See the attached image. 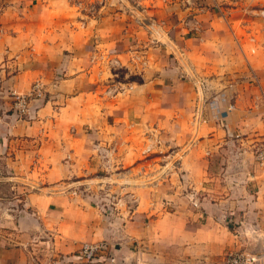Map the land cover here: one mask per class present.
<instances>
[{
  "label": "rangeland",
  "instance_id": "rangeland-1",
  "mask_svg": "<svg viewBox=\"0 0 264 264\" xmlns=\"http://www.w3.org/2000/svg\"><path fill=\"white\" fill-rule=\"evenodd\" d=\"M36 5L27 6L33 10ZM39 5L32 14L26 10L28 16L17 29H8L11 42L6 47L12 52L0 53V119H13L6 123H18L16 129L29 132L16 144L39 149L49 140L59 178L53 185L62 186L49 194L66 196L69 220L77 222L79 216V238L73 251L64 255L47 246L45 251L40 245L32 262L186 263L194 257L188 249L196 239L192 232L206 223L207 210H216V216L208 217L219 223L216 212L221 202L203 198L174 201L171 180L176 164L171 133L133 137L132 158L130 155L129 164L123 166L125 153L117 155L115 148L130 140L120 135L112 138L106 114L120 99H131L142 109L147 98L160 96V90L152 92L149 86L160 75L164 40L179 35L196 38L201 45L208 35L207 46L199 53L210 56L203 60L216 64V71L226 65L224 55L228 53L234 56L231 63H252L264 71V0H40ZM231 24L235 26L231 28ZM225 32L248 36L245 49L249 58L245 56L244 62L236 56V42L222 51L224 42L211 37ZM249 74L251 82L259 84V78ZM225 75L213 72L210 78L221 80ZM76 77L89 81L88 86L73 87L70 80ZM259 80L264 81V72ZM228 107L230 112L234 110L233 104ZM92 122L96 128L90 127ZM149 146L152 149L146 153ZM0 157L4 155L0 153ZM250 164L256 169L253 155ZM7 171L0 166L1 175ZM44 172L38 170L34 179L38 192L48 185L42 178ZM10 193L8 184L0 185L1 196L11 198ZM252 201L240 202L236 215H230L223 228L213 224L202 232L196 240L209 246L193 252L220 260L232 250H258L264 244V225L255 229L249 217L248 226L242 228L240 222L245 219L240 213L251 211ZM178 209L181 217L174 215ZM199 213L204 215L197 216ZM102 241L108 249L95 260L80 259L84 242Z\"/></svg>",
  "mask_w": 264,
  "mask_h": 264
},
{
  "label": "crops",
  "instance_id": "crops-1",
  "mask_svg": "<svg viewBox=\"0 0 264 264\" xmlns=\"http://www.w3.org/2000/svg\"><path fill=\"white\" fill-rule=\"evenodd\" d=\"M35 2L37 5L33 10L28 7ZM39 3L40 0H0V53L3 50L12 52L6 47L11 42L7 37L8 32L17 29L21 19H26L27 9L32 14L37 7L40 8ZM11 10L14 11L11 13ZM15 10L18 11L17 17ZM234 26L231 24V28ZM243 35L234 32L232 36L225 32L211 37L224 42L222 51L228 50L231 43L236 42L237 55H234L244 62L245 56L249 57L245 49L248 36ZM177 37L168 41L163 37L166 44L161 49L163 61L158 66L160 75L156 76L151 86L148 85L152 92L160 90V96L154 94L152 99L147 98L145 108L139 107L140 110L128 98L114 104L115 109H108L106 120L108 129L113 133L112 138L120 135L130 140L122 148L117 145L115 152L117 155L125 153L121 163L127 166L133 150V137L143 138V134L150 132L171 133L172 157L176 164L171 180L174 201L180 203L182 199L203 198L221 202L220 211L216 212L219 223L211 222L208 217L216 216V210L205 211L207 221L192 232H195V238H200L201 233H206L213 224L223 228L225 220L230 215H236V208L242 201H254L251 211L246 209L245 213H240L245 218L240 219L242 228L249 225L246 219L249 217L253 227L261 230L264 225V221H261V217L264 218V180L256 163V169L251 166L250 156L254 157L255 148L264 143V81L259 80L264 71L252 63L250 67L240 61L231 63L230 58L234 56L229 53L224 55L226 65L216 71L213 68L216 64L203 60L210 56L199 53L207 46L208 35L206 39L202 38V45L196 38ZM221 71L227 74L220 77L221 80L210 78L213 72ZM249 72L259 78L260 85L251 82ZM82 80L76 77L70 83L73 87L78 85V88L83 87L82 83L88 86L89 81L85 83ZM229 103L234 105L231 112L228 110ZM222 115H225L223 119ZM9 121L13 119H0V142L4 143L0 146V153L4 155L3 159L0 157V166L8 170L0 174V185L8 184L11 188V198L0 195V264H34L33 254L41 248L40 245H44L45 251L50 247L52 252L63 255L73 251L79 238L76 233L79 216H76L77 222L70 221L66 196L49 194L53 193L54 188L62 187L53 185L59 178L55 176L56 165L49 140L39 149L16 144L21 137L30 134L26 129H16L18 123H6ZM89 125L96 128L93 122ZM45 136H48L47 133ZM43 169L44 175H40L48 185L44 191L38 192L33 187L34 179L38 170ZM176 213L181 217L180 209L174 211V215ZM200 215L204 214H197ZM54 217H59L57 222L53 221ZM196 239L194 244L190 242L188 245L194 257L182 264H222L221 259L193 252L194 249H206L209 246L199 245L200 240ZM251 252L263 254L264 244Z\"/></svg>",
  "mask_w": 264,
  "mask_h": 264
},
{
  "label": "built area",
  "instance_id": "built-area-1",
  "mask_svg": "<svg viewBox=\"0 0 264 264\" xmlns=\"http://www.w3.org/2000/svg\"><path fill=\"white\" fill-rule=\"evenodd\" d=\"M152 146L146 148L145 152L148 153ZM254 159L256 165L259 167L264 180V143L259 145L254 152ZM105 242L98 243H84L79 250L80 259L86 261L95 260L99 253L107 250ZM222 264H264V253H255L244 249L232 250L226 253L222 259Z\"/></svg>",
  "mask_w": 264,
  "mask_h": 264
}]
</instances>
